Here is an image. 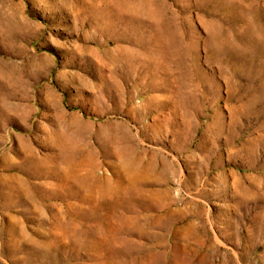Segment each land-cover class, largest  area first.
Instances as JSON below:
<instances>
[{"label": "rangeland", "instance_id": "rangeland-1", "mask_svg": "<svg viewBox=\"0 0 264 264\" xmlns=\"http://www.w3.org/2000/svg\"><path fill=\"white\" fill-rule=\"evenodd\" d=\"M0 264H264V0H0Z\"/></svg>", "mask_w": 264, "mask_h": 264}]
</instances>
